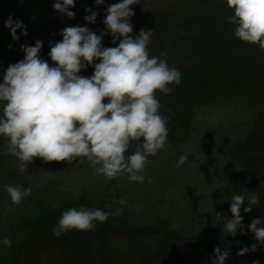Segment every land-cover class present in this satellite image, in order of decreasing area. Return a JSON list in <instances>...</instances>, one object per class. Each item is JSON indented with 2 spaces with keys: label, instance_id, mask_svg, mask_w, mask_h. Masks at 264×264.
Segmentation results:
<instances>
[{
  "label": "trees",
  "instance_id": "trees-1",
  "mask_svg": "<svg viewBox=\"0 0 264 264\" xmlns=\"http://www.w3.org/2000/svg\"><path fill=\"white\" fill-rule=\"evenodd\" d=\"M94 1L75 0L70 19L55 11V0H0V83L7 67L24 58L22 44L42 41L40 57L55 66L50 42L61 41L65 27L86 26L99 35L78 21ZM175 1L174 9L136 11L145 30L160 25L151 38L167 41L150 49V57L165 59L182 74L179 85H170L171 94L156 92L160 114L169 117V135L166 147L148 156L144 182L129 181L127 174L106 180L94 175L87 160L68 164L35 158L21 171L0 136V264H46L56 250H64L70 264H212L216 247L230 250L226 264H264V244H257L248 231L253 219L264 223V51L235 37L226 0ZM9 16L23 23L27 36L18 29L20 39L12 40L5 26ZM203 34L221 58H203L202 63L170 58L171 45H187ZM170 35L179 36V44L170 42ZM88 67L79 74L90 77L94 68ZM181 155L188 160L177 167ZM5 185L30 187L31 194L14 205ZM235 194L246 200L240 211L244 229L233 237L215 215L231 219ZM253 195L259 203L245 213ZM121 198L127 201L121 213L96 222L95 229L53 235L64 211L86 207L114 212ZM4 237L11 239L10 248L3 245ZM253 244L255 252L237 255Z\"/></svg>",
  "mask_w": 264,
  "mask_h": 264
},
{
  "label": "clouds",
  "instance_id": "clouds-1",
  "mask_svg": "<svg viewBox=\"0 0 264 264\" xmlns=\"http://www.w3.org/2000/svg\"><path fill=\"white\" fill-rule=\"evenodd\" d=\"M95 3L102 5L105 0ZM226 3L233 11L229 22L236 26L235 37L257 44L264 51V0H226ZM136 4L139 0H120L108 6L103 20L105 31L99 35L86 26L65 27L62 40L50 42L49 56L55 66L40 57L42 41L36 40L34 46L21 45L24 58L7 67L0 83V136L7 140L6 153L18 159L21 171L27 170L35 158L45 163L68 164L76 160L83 164L87 160L95 169L94 175L106 180L127 174L129 181L144 182L141 173L148 156H155L165 148L169 135V117L160 114L156 92L171 94L170 85H179L182 74L165 59L150 57L152 29L142 28L138 35H133L131 19L135 13L131 6ZM53 7L70 19L75 16L69 10L75 7V0H55ZM86 11L90 14L84 19L95 23L97 13L91 8ZM5 26L10 29L13 41L20 39L18 29L21 35L28 34L23 23L11 16ZM109 32L115 47L103 46V38ZM160 56L166 53L161 52ZM88 66L94 68L93 74L80 75ZM141 139L143 142L139 143ZM133 142H137L135 151L126 155ZM187 160V155H181L176 166ZM148 183H152L151 178ZM4 187L14 205L31 194L30 187ZM245 200L243 194L231 197V219L215 215L217 221L223 219V231L233 237L244 229L240 211ZM247 201L245 213L259 203L255 195ZM117 203L121 207L114 212L70 208L62 213L53 235L59 237L73 229L93 230L96 222L104 223L109 216H118L127 205L123 198ZM260 225H264L260 218L253 219L248 231L254 234L257 244H264V226ZM2 243L12 246L9 237H4ZM257 244L241 248L237 255L255 252ZM230 254L229 249L216 247L212 264H226Z\"/></svg>",
  "mask_w": 264,
  "mask_h": 264
},
{
  "label": "rangeland",
  "instance_id": "rangeland-1",
  "mask_svg": "<svg viewBox=\"0 0 264 264\" xmlns=\"http://www.w3.org/2000/svg\"><path fill=\"white\" fill-rule=\"evenodd\" d=\"M120 2V0H105V3L102 5H97L94 1V3L89 7L91 8L93 11H95L97 13V18L95 23H88L84 17L86 15H89L90 13H88L86 10L82 13H79L78 18H79V23H85L90 25L94 30L98 31L99 33L104 32L105 31V25L103 23V20L105 18L106 15V9L108 6H110L113 3H118ZM176 5V1L175 0H139V4L136 5H132V9L135 13V15L132 17L131 19V23L133 24V35H138L140 30L142 29V27H140L139 25V15L137 16L136 11L138 9H143V10H157V9H161V8H165V9H174ZM157 27H160L159 24H152L151 29H156ZM202 34V32H201ZM107 37L105 36L103 38V46L104 47H115L117 45L112 43V36L111 33L109 32L108 34H106ZM197 35V37L193 40V41H189L188 44H181L178 45V47H174L173 45L170 46L169 53L170 58L172 56V58H192V59H197L199 60V62H203V58H221V55L217 56L218 49L217 47L213 46L210 44V40L209 38L205 35ZM109 36V37H108ZM168 40H170V42H177V44H179V42L177 41L176 38L180 39L179 36L175 35V36H168L167 37ZM166 39H162V38H158V39H153L151 38L150 44L148 45V49L152 50L155 47H158L160 45H162L163 43H166L167 41H165ZM118 44V41H117ZM168 48V46H167ZM150 50V51H151ZM217 50V51H215ZM172 51V52H171ZM209 52L211 55L210 57H205V53ZM183 60V59H182ZM180 62V61H179ZM185 63H189L190 60H184ZM92 67V66H91ZM90 66L88 68H91ZM75 180V179H74ZM78 181H76L75 183H78ZM127 239V238H126ZM66 260V261H65ZM46 264H70L67 263V254L64 252V250H56L54 251L48 258H47V263Z\"/></svg>",
  "mask_w": 264,
  "mask_h": 264
}]
</instances>
